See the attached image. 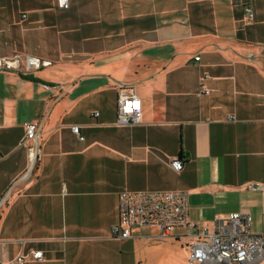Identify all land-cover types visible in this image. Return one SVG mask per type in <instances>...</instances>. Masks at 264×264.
Masks as SVG:
<instances>
[{"label": "crops", "instance_id": "obj_1", "mask_svg": "<svg viewBox=\"0 0 264 264\" xmlns=\"http://www.w3.org/2000/svg\"><path fill=\"white\" fill-rule=\"evenodd\" d=\"M68 4L0 0V57L41 61L0 69V261L190 264L196 234L233 212L264 233V0ZM119 88L139 99V124L117 122ZM34 121L28 173L20 143ZM172 190L187 193L195 228L111 235L118 194Z\"/></svg>", "mask_w": 264, "mask_h": 264}, {"label": "built area", "instance_id": "obj_2", "mask_svg": "<svg viewBox=\"0 0 264 264\" xmlns=\"http://www.w3.org/2000/svg\"><path fill=\"white\" fill-rule=\"evenodd\" d=\"M59 9L69 7L68 0H55ZM248 17L253 12L250 7L244 9ZM24 16V15H23ZM25 17V16H24ZM198 60V57H195ZM41 66V61L35 57L14 54L11 57H0V69L30 70ZM208 93V90H205ZM141 104L133 91L119 88L116 97L117 122L122 125L140 123ZM97 115L96 113L94 114ZM71 130L79 134L78 125L71 126ZM39 123L30 122L25 126V136L20 146L27 149L30 161L29 171L40 160ZM173 169L180 171L182 161L178 158L171 160ZM250 190L262 188L259 184L247 185ZM188 196L184 191H157V192H121L118 194L117 222L110 228L111 235L120 239L131 236L130 230L136 226H157V239H165L170 236L175 227L189 225L195 228L196 223L188 218ZM215 229L211 233L196 234L195 241L189 245V263L199 264H257L264 261V233H252L249 229L250 215L247 213H230L225 217L214 219ZM32 259L41 261L42 251L30 253ZM24 254H18L8 263L23 264Z\"/></svg>", "mask_w": 264, "mask_h": 264}, {"label": "rangeland", "instance_id": "obj_3", "mask_svg": "<svg viewBox=\"0 0 264 264\" xmlns=\"http://www.w3.org/2000/svg\"><path fill=\"white\" fill-rule=\"evenodd\" d=\"M159 249H161V247H159L158 250H159ZM169 249H171V248L169 247ZM161 250H162V249H161ZM162 251H163V250H162ZM163 253H164V252H163ZM190 264H192V263H190Z\"/></svg>", "mask_w": 264, "mask_h": 264}, {"label": "water", "instance_id": "obj_4", "mask_svg": "<svg viewBox=\"0 0 264 264\" xmlns=\"http://www.w3.org/2000/svg\"><path fill=\"white\" fill-rule=\"evenodd\" d=\"M43 64H46L47 62H42Z\"/></svg>", "mask_w": 264, "mask_h": 264}]
</instances>
